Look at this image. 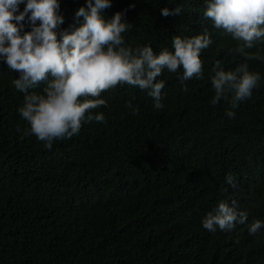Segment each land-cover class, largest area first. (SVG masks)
Wrapping results in <instances>:
<instances>
[{
	"label": "trees",
	"instance_id": "obj_1",
	"mask_svg": "<svg viewBox=\"0 0 264 264\" xmlns=\"http://www.w3.org/2000/svg\"><path fill=\"white\" fill-rule=\"evenodd\" d=\"M111 3L104 15L123 14L133 48L172 51L174 36L207 32L203 78L182 85V69H165L157 78L165 84L159 110L147 91L110 88L101 93L107 106L94 110L105 121L84 123L49 150L25 134L18 113L24 94L12 84L19 73L0 58V264H264V228L249 234L253 222H264V61L234 51L237 41L204 17L205 0ZM84 4L61 0L58 32ZM177 5L180 15H162ZM23 23L30 30L27 17ZM246 51L264 56V38ZM216 61L225 71L246 62L261 75L251 97L232 109L234 118L225 115L227 102L210 103ZM220 201L247 212L246 223L204 229Z\"/></svg>",
	"mask_w": 264,
	"mask_h": 264
},
{
	"label": "clouds",
	"instance_id": "obj_2",
	"mask_svg": "<svg viewBox=\"0 0 264 264\" xmlns=\"http://www.w3.org/2000/svg\"><path fill=\"white\" fill-rule=\"evenodd\" d=\"M21 4L25 5L23 11ZM205 5L204 17L237 41L236 53L246 61H264L259 52L246 51L264 38V0H205ZM111 7V0H85L74 13L75 23L58 32L64 24L61 0H0V58L19 73L12 84L24 94L23 105L18 108L28 124L24 132L49 150L54 141L78 135L84 123L105 121L104 114L94 110L107 106L101 93L110 88L126 84L147 91L159 110L164 107L161 92L165 84L157 78L165 69L177 74L182 69L178 75L182 85L203 78L200 53L212 43L207 32L190 38L174 36V50L163 48L156 54L149 45L133 48L126 44L123 34L131 24L122 20L121 12L106 18L104 12ZM182 11L177 5L171 11L165 7L161 13L167 17ZM26 17L30 30L23 31ZM213 71L210 103L227 102L230 108L225 115L234 118L232 109L251 97L261 75L250 71L246 62L225 71L221 61H216ZM41 84L45 85L42 91H33ZM126 107L133 115L138 114L131 102ZM226 183L234 185V178L228 175ZM247 218V212L238 211L235 202L230 206L220 201L215 211L203 218L202 226L213 233L217 228L231 231L237 223L245 224ZM261 228L264 222L256 220L249 234L255 235Z\"/></svg>",
	"mask_w": 264,
	"mask_h": 264
}]
</instances>
